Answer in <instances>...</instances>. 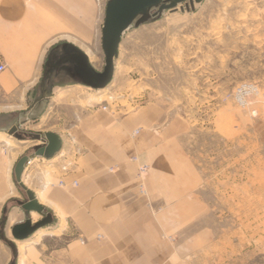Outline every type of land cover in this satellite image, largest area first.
<instances>
[{
  "label": "rangeland",
  "instance_id": "rangeland-1",
  "mask_svg": "<svg viewBox=\"0 0 264 264\" xmlns=\"http://www.w3.org/2000/svg\"><path fill=\"white\" fill-rule=\"evenodd\" d=\"M91 1L94 43L91 51L81 48L101 73V29L109 0L104 7ZM141 17L122 33L113 76L105 88L53 96L56 105L49 100L48 111L43 106L30 114L0 112L5 169L13 174L19 158L32 156L45 131H57L66 141L67 148L56 162L62 159L61 167L70 163L66 166L70 169L80 153L71 148L74 142L67 130L99 112L119 119L139 113L153 117L158 131L174 126L173 138L195 172L194 198L202 204L203 218L192 225V231L204 233L194 257L197 264H264V0H183L170 10L151 8L146 21L137 23ZM13 126L24 140L8 134ZM131 161L136 174L140 163L148 165L143 181L135 174L138 192L146 195L150 166L138 156ZM46 172L55 170L48 167ZM46 181L54 184L50 176ZM13 195L7 211L17 207V201H26L16 182ZM37 196L43 197L39 192ZM3 213L0 264H32L34 251L26 250L12 232L6 238L8 213ZM43 241L55 245V239Z\"/></svg>",
  "mask_w": 264,
  "mask_h": 264
},
{
  "label": "crops",
  "instance_id": "crops-1",
  "mask_svg": "<svg viewBox=\"0 0 264 264\" xmlns=\"http://www.w3.org/2000/svg\"><path fill=\"white\" fill-rule=\"evenodd\" d=\"M93 22L91 0H0V63L6 68L0 75V112L30 114L43 106L48 111L49 100L56 105L53 96L95 90L80 76L86 64L97 72L81 48L90 50L94 43ZM173 128L158 131L157 120L141 113L119 119L99 112L79 120L66 133L80 156L65 175L62 159L56 160L66 141L57 131H45L42 141L45 133L59 137V153L48 160L32 154L21 177L38 203V192L47 202L42 214L35 213L37 221L30 213V225L45 215L50 219L26 239H16L34 251L32 264H197L204 233H194L192 225L203 218L202 204L194 198L195 172L179 151ZM134 156L150 166L146 195L137 189ZM48 167L55 172L48 174ZM11 174L0 154V218L8 213L7 239L25 220L19 206L5 207L14 198ZM49 176L54 184L46 187ZM74 181L78 186L71 188ZM43 230L59 233L34 244ZM45 238L55 239L54 247Z\"/></svg>",
  "mask_w": 264,
  "mask_h": 264
},
{
  "label": "water",
  "instance_id": "water-1",
  "mask_svg": "<svg viewBox=\"0 0 264 264\" xmlns=\"http://www.w3.org/2000/svg\"><path fill=\"white\" fill-rule=\"evenodd\" d=\"M162 0H109L104 11V22L101 29V47L104 54V68L101 73H97L86 64L84 73H80L83 82L92 89H103L111 81L114 71L113 61L117 56V49L122 33L130 27L133 21L142 16L137 23L146 21V14L149 9L158 6V12L170 10L176 7L183 0H171L168 4H160ZM200 2L201 0H194ZM17 140H24L25 136L17 133V128L13 126L9 131ZM61 149V141L54 133H45L41 146L32 148L35 157L44 159L53 158ZM29 157L22 156L15 163L13 175L16 184L24 192L26 201H17L26 218L22 224L15 225L11 232L15 239L24 240L29 237L37 228L44 226V221L30 225L29 216L34 212L42 214L44 208L38 204L34 194L27 190L21 182V177Z\"/></svg>",
  "mask_w": 264,
  "mask_h": 264
},
{
  "label": "built area",
  "instance_id": "built-area-1",
  "mask_svg": "<svg viewBox=\"0 0 264 264\" xmlns=\"http://www.w3.org/2000/svg\"><path fill=\"white\" fill-rule=\"evenodd\" d=\"M96 3H97L98 6H100V5L103 6V7L105 6V0H96ZM4 70H5V65L2 64V63H0V74H1ZM134 160H137V159L134 158ZM69 165H71V164L68 163L66 166H69ZM66 166L61 167V172H62V173L65 172V174H67L68 172H71V168L68 169ZM72 167H74V166L72 165ZM147 174H148V165L145 164V163H140V165L138 166L137 174H136V175H137V178H139L141 181H143V180L146 178ZM45 185H46V187H47V186H52L53 184H51V183H46ZM58 185L61 186V187H63L64 184H63L62 181H60V182L58 183ZM72 185H73V186H76L77 183H76V182H72ZM140 191H141V192H144L143 185H140Z\"/></svg>",
  "mask_w": 264,
  "mask_h": 264
},
{
  "label": "bare ground",
  "instance_id": "bare-ground-1",
  "mask_svg": "<svg viewBox=\"0 0 264 264\" xmlns=\"http://www.w3.org/2000/svg\"><path fill=\"white\" fill-rule=\"evenodd\" d=\"M61 181V180H60ZM59 181V182H60ZM39 200H40V202L38 203L40 206H43V205H45V204H47V202L45 201V199L44 198H40L39 197ZM32 219H33V221H37L38 220V218H37V215L34 213V214H32ZM59 232H56V231H52V232H47V231H42V232H40V233H38L37 234V236L35 237V243H38L39 241H41L42 240V238H44V237H49V235L51 234V235H56V234H58Z\"/></svg>",
  "mask_w": 264,
  "mask_h": 264
},
{
  "label": "flooded vegetation",
  "instance_id": "flooded-vegetation-1",
  "mask_svg": "<svg viewBox=\"0 0 264 264\" xmlns=\"http://www.w3.org/2000/svg\"><path fill=\"white\" fill-rule=\"evenodd\" d=\"M25 221H26V218H25V220L22 223H24ZM43 221L45 223L44 225H46V224H48L50 222V219H49V217L47 215H45L40 222H43ZM31 226H34V225H31ZM38 229L39 228H37L35 231H37Z\"/></svg>",
  "mask_w": 264,
  "mask_h": 264
}]
</instances>
